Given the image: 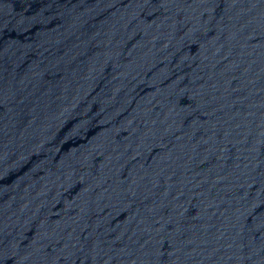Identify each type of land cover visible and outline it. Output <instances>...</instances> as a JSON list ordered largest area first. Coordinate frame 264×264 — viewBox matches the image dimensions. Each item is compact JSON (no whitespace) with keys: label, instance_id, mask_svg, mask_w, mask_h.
<instances>
[{"label":"water","instance_id":"1","mask_svg":"<svg viewBox=\"0 0 264 264\" xmlns=\"http://www.w3.org/2000/svg\"><path fill=\"white\" fill-rule=\"evenodd\" d=\"M0 264H264V0H0Z\"/></svg>","mask_w":264,"mask_h":264}]
</instances>
